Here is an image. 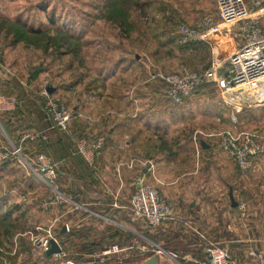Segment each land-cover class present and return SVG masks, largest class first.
<instances>
[{
  "label": "crops",
  "instance_id": "0c3cea01",
  "mask_svg": "<svg viewBox=\"0 0 264 264\" xmlns=\"http://www.w3.org/2000/svg\"><path fill=\"white\" fill-rule=\"evenodd\" d=\"M21 2L0 0V15L11 17L12 8ZM106 27L116 31L104 23V65L119 61L123 66L127 62V48L119 46L118 39L107 38ZM225 27L221 25L220 29L226 31ZM218 36L216 43L222 52L218 59L223 61L227 50L234 48L235 40L229 34ZM137 60L148 69L153 65L149 58L146 62L142 58ZM161 73L151 71L153 81H140L133 64L127 71L118 69L104 77L107 137L96 169L98 183L88 189L81 182L75 184L72 175L63 172L59 184L72 186L70 190L79 200L57 187L58 203L51 207L50 220L55 225H66L67 229L55 236L64 251L67 239L75 240V245L99 240L100 250L118 243L125 248L123 253L132 254L136 264H142L153 254L158 264H194L195 259L204 256L210 243L225 246L244 264H253L257 252L264 256V154L253 158L248 171L238 169L211 135L232 126L229 104L207 100L210 104L203 105L201 95L197 94L183 105L171 107L164 103L163 90L155 80ZM130 77L133 81L128 84ZM11 78L0 76L5 82ZM82 114L76 112L89 126L96 122L88 121ZM250 116L251 113L243 114L237 127L264 130L252 123L256 120L251 121ZM183 133H191L190 140ZM132 158L142 160L140 165H129ZM139 166H143L147 182L173 204L175 219L152 228L142 220H130L126 206L137 186ZM44 188L36 192H45ZM230 192L237 204L246 203L245 212H240L238 205H231ZM82 237L84 241L80 240ZM128 240L131 241L124 243ZM94 252L89 256L93 257ZM114 256L107 254L104 263H114Z\"/></svg>",
  "mask_w": 264,
  "mask_h": 264
},
{
  "label": "rangeland",
  "instance_id": "374dc122",
  "mask_svg": "<svg viewBox=\"0 0 264 264\" xmlns=\"http://www.w3.org/2000/svg\"><path fill=\"white\" fill-rule=\"evenodd\" d=\"M40 0H22L20 5H16L12 8L13 15L12 19H16L18 16H22L24 20L27 16H34V20H30L34 26L40 24L44 20V16H39L34 11V6ZM146 0H139L143 3ZM156 3L158 7H166L165 13L166 16H172V27L168 36L171 38V44L165 47L167 50L164 51V47L158 46L157 42L153 39L151 32L148 27L149 23L152 21L153 16V7L141 6L142 12L138 11L134 13L135 18V30L131 33L129 38H126L124 41L126 45H132V50L136 52L138 59L142 58V62H146L148 58L151 60L153 65L148 69L144 63V77L146 81H153L150 72L151 71H161V74H167L172 71L181 70V69H194L197 71H204L210 68L212 63V51L207 40L198 41L196 49L192 48L190 51L191 55L188 57L181 55V45L189 43H180V31L179 26L181 24H194L201 16L206 13L215 15V7L210 0H158ZM46 3V0H44ZM58 6L64 7V9L73 10V16L80 22L79 25H83V28L86 29V37L83 38V43L89 41L90 43H84V46L80 51V60H73L72 55H63L62 57H56L53 48L46 47L43 49L41 46L39 49L34 48L31 45L25 44V42L20 43L17 47L9 44L8 36L2 32L0 35V51L4 55V59L7 62V65H10V62H13L15 66L10 65V69L13 71V75L19 77V79L24 83L27 78L30 76L31 71L35 68H40V74L35 82L31 85V89L34 90L39 96L47 98V94L52 97L58 98L59 101L72 113L74 109L77 108L76 112L83 113L90 122H98L99 116L104 117V77L103 80L100 78L101 72L104 74V0H57ZM154 5V4H153ZM32 8L31 11H27ZM172 8L173 10L169 9ZM37 15V16H36ZM78 25V26H79ZM227 27V28H226ZM226 31L223 29L217 36H224L228 33H231V26H226ZM229 27V30H228ZM126 27H117L116 31L106 27L107 38L113 40L118 39L120 36L126 33ZM109 31V32H108ZM221 32L223 34H221ZM221 34V35H220ZM230 35V34H229ZM31 36V35H29ZM218 36V37H219ZM231 36V35H230ZM114 37V38H113ZM159 37V36H157ZM232 37V36H231ZM164 38V36H162ZM234 40L236 38L232 37ZM129 43V44H128ZM13 44V43H12ZM228 53L231 51L227 50ZM220 53L221 50H220ZM228 53H225L228 55ZM53 54V55H52ZM77 56V55H76ZM77 58V57H76ZM12 63V64H13ZM222 70H227V64L222 63L219 66ZM45 72H42V71ZM220 69H218L219 72ZM223 73V72H221ZM143 76V75H142ZM74 80H79L76 85L70 83ZM3 80H0V90L5 92V85L2 83ZM23 85V84H22ZM259 85H264V80L252 82L249 85L238 87L236 93L241 94V100L234 105L231 103L229 109L232 111L231 106L239 105L240 107L248 105L250 102H246V97L244 94L249 92H258ZM25 86V85H23ZM214 83L209 82L205 91L199 95V99L203 105L210 104L209 101L225 103L228 100L226 96L221 93L220 89L215 86ZM48 88H52V91L49 92ZM247 91H246V90ZM46 91V93H43ZM165 91V90H164ZM235 91V90H234ZM15 92V90H14ZM16 93V92H15ZM248 95V94H247ZM250 99L251 95H248ZM260 98V97H259ZM226 99V100H225ZM258 99V98H257ZM45 102H44V113L45 112ZM230 102V101H228ZM165 104L169 106L177 107L181 106L173 104L167 98L164 100ZM223 105L225 106V103ZM264 100H256L254 103H250V107L255 109L258 108V113L253 114L252 123L259 124V127H264ZM226 106V107H227ZM80 108V109H79ZM234 108V107H233ZM82 109H86L85 111ZM170 109V108H167ZM242 109V108H241ZM231 113V112H229ZM74 113H72L73 115ZM82 114V115H83ZM230 116V115H229ZM1 120V118H0ZM0 121V146L2 145H13L12 139L5 132ZM24 131H18V133L23 134ZM17 135V133H15ZM20 137V136H19ZM135 160L141 163L142 160L135 158L130 159ZM134 161V162H135ZM130 165V161H129ZM14 166H9L8 169L13 170ZM22 167V166H21ZM24 172L33 178V186L31 189L26 190V186L21 183L19 176L20 171H15V173H2L0 171V194L3 196H8L13 202H1L2 212L5 209L19 207L20 210L26 209L24 214L15 219V223H12L8 220H0V264H56V259L45 256L41 252L38 244H35L31 239V235L28 231H33L32 227L42 226L48 227L52 219L51 207L48 210H45L41 206V198L45 196H53V193L44 188L43 184L28 170L22 167ZM14 177V178H13ZM31 187V186H30ZM36 192V189L43 190ZM34 190V191H32ZM45 195V196H44ZM8 198V199H9ZM2 199V197H1ZM5 200V199H3ZM6 203V204H5ZM19 209L14 213L13 216L19 214ZM15 218V217H14ZM1 219V218H0ZM52 226V233L53 227ZM7 227V228H6ZM40 228V227H39ZM37 237L44 235L46 232L39 229ZM12 232V233H11ZM54 234V233H53ZM128 240L124 243L130 242ZM65 253L66 259H73L78 264H86L80 259L86 258L81 247V242L79 245H75L74 241L69 243L65 240ZM112 242H109L111 244ZM72 249V250H70ZM102 251V250H101ZM100 247L95 250L94 258L96 264H104V255H101ZM124 251L114 253V264H136L137 260H134L131 253H123ZM99 256V257H95ZM74 262V264H76ZM138 264V263H137Z\"/></svg>",
  "mask_w": 264,
  "mask_h": 264
},
{
  "label": "built area",
  "instance_id": "2783aa9c",
  "mask_svg": "<svg viewBox=\"0 0 264 264\" xmlns=\"http://www.w3.org/2000/svg\"><path fill=\"white\" fill-rule=\"evenodd\" d=\"M210 1L215 7L216 14L211 15L206 13L194 24H181L179 26V42L183 44L207 40L212 51L213 65L204 71L184 68L167 74H159L165 82L166 97L173 104H182L185 98L202 81H205L214 83L221 93L226 96V99L230 101H227V103L234 105L242 98L240 94L242 90L236 93L238 87L264 80V0ZM221 25L234 26L231 28L232 32L228 34L236 38L234 48L223 61L218 59L221 49L216 43L217 33L221 31L219 30ZM222 63L227 64V70H222L219 67ZM218 69H220L219 72ZM1 75L12 77L13 71L0 62ZM259 89L261 91L256 93L248 92L245 89L247 94L252 96L250 99L247 94H244L247 103H254L258 99L264 100V85H259ZM43 93H46V91ZM46 94L45 112L47 119L53 122V126H57L70 133L68 128L72 114L58 98L52 97L48 93ZM18 103L15 95L0 93V111L13 110L17 107ZM236 106H233L234 108L231 106L232 111L229 120L232 126L216 131L211 135L216 137L219 149L241 171L246 172L252 167L253 158L264 154V130L238 129L236 127V113L241 107L239 105ZM38 139H48L47 133L44 130H26L20 135L17 145L0 146V163L14 156L22 167L34 175L45 188H48L53 193V196L41 199L42 208L48 210L54 203H58L56 202V198L59 197V190H57L56 184L58 164L44 152L30 155L22 151L24 141H35ZM105 141L104 135H99L92 142H88L85 138L75 140L76 152L83 156L93 170L97 169ZM134 161L130 160V165ZM136 184L137 186L126 206L130 212V220L132 222L142 220L150 227H157L164 222L175 219L173 204L162 197L156 187L147 182L144 173L138 177ZM114 205L118 206L116 203ZM237 205L240 212H245V202H238ZM54 223V221H51L47 228L35 226V229L28 231V233L31 235L33 242L39 245L43 254L49 248L50 239H55L61 248L60 252L51 254L56 259V264H74L72 260L65 258V251L62 249L58 238L52 233ZM39 229L46 233L37 237L36 234L40 232ZM101 250V255H104L105 259L107 254L120 252L125 250V248L121 247L118 243H114ZM194 264L244 263L233 257L225 246L210 243L205 248V257L195 259ZM253 264H264L263 253H256V259Z\"/></svg>",
  "mask_w": 264,
  "mask_h": 264
},
{
  "label": "trees",
  "instance_id": "16d2710c",
  "mask_svg": "<svg viewBox=\"0 0 264 264\" xmlns=\"http://www.w3.org/2000/svg\"><path fill=\"white\" fill-rule=\"evenodd\" d=\"M158 0H146L143 3L139 2V0H104V23L109 24L112 28L116 29L117 27H126V33L122 36L116 34L119 37L118 45H122L124 48H127L124 52L127 56V62L122 66L119 64V61L112 62L110 64H105V74L101 72L100 78L103 80V77L108 76L110 73L116 72L118 69L120 71H127L129 66L136 64L137 70L139 72V77H137L140 81L144 80L143 78L145 75L144 73V66L137 60L136 52L132 50V45H126L124 41L126 38L131 36V33L136 29L135 28V18L134 13L138 11L142 12L141 6H151L153 7V16L152 21L149 23L148 27L151 32L153 39L157 42L158 46L164 47V51L166 52L167 46L171 44V38L168 36L170 33L171 25H172V16H166V7L161 6L158 7L156 3ZM154 4V5H153ZM173 10L172 8H169ZM215 9V8H214ZM32 8L28 9L27 11H31ZM34 11L37 15L44 16V20L41 21L40 24L34 26L30 20H34V16H27L24 20L22 16H17L16 19H12V16H3L0 15V35L3 32L5 36L10 37L9 44L17 47L20 43L25 42V44L31 45L36 49H39L40 46L45 49L46 47L53 48L56 57H62L63 55H72L73 60H80L83 61V57L80 58V51L85 41L83 43V38L86 37V29L83 28V25H79V21L73 16V10L64 9V7H60L57 4V0H40L34 6ZM36 15V16H37ZM140 15V14H139ZM79 25V26H78ZM114 31V30H113ZM31 35V36H29ZM159 36V37H157ZM164 36V38H162ZM13 43V44H12ZM129 44V43H128ZM126 45V46H125ZM196 45H198V41L191 42L189 44L181 45V51L183 54L181 55L188 57L192 48L196 49ZM167 53V52H166ZM77 55V56H76ZM77 57V58H76ZM0 62L10 68L11 66H15L13 62H10V65H7L6 60L4 59V55L0 51ZM13 63V64H12ZM118 65H121L118 68ZM40 68H35L31 71L30 76L27 78L26 82H22L19 77H15L14 75L12 78L5 82L3 81L5 87V92L0 90L1 94L5 95H15L18 99V105L15 109L10 111H0V118L1 124L7 133V135L12 139L15 145L19 142L20 133L18 131L24 130H44L47 135L48 139L42 140L38 139L35 141L26 140L23 142L22 151L25 154L35 155L38 152H44L48 154L57 164V187L58 189L66 195L72 196V198L76 201L79 198L76 197L75 194H72L70 188L72 186L65 187L64 185L59 184V180L63 178V172L67 174H71L75 184L81 182L82 184H86V188L91 189L93 188V184L98 183V175L96 170H93L85 161L83 156L76 152L75 149V140L80 138H85L88 142H92L96 137L99 135H104L106 139V133H104V117L102 120L95 122L92 126L80 119L76 116L77 108L72 111L74 113L72 115V119L69 122V131L70 133L60 129L57 126H53V122L47 119L44 113V102L45 98L39 96L34 90L31 89V85L35 82L38 78ZM194 70V69H191ZM42 72H45L44 70ZM143 75V76H142ZM135 78V81L137 80ZM129 79V80H128ZM128 84L132 82L131 77L128 78ZM159 86H161L163 93L161 94L162 97H166L165 94V82L164 80L159 77L155 79ZM79 80H74L70 83L76 85ZM125 81V82H126ZM25 86H23V85ZM209 82L202 81L191 93L188 97L185 98L184 102L181 104L183 105L189 98L194 95H199L203 93L207 88ZM15 90V92H14ZM229 108V107H228ZM80 109V108H79ZM229 112L230 109H228ZM258 108L251 109V108H242L241 111L236 113L237 123L236 127L239 126L243 118V114L251 113L250 119L252 121L253 116L252 113H256ZM71 113V114H72ZM230 115V113H229ZM252 117V118H251ZM232 124V123H231ZM238 128V127H237ZM240 128V127H239ZM238 128V129H239ZM17 133V135L15 134ZM188 140L191 138V133H183ZM54 136V138H51ZM105 144V143H104ZM104 149V146H103ZM140 162L135 161L134 164H139ZM235 164V163H234ZM140 165V164H139ZM236 165V164H235ZM9 166H14L12 169L15 171H20L19 176L21 179V183L26 186L27 189H31L33 186V178L27 175L24 170L22 169L21 165L16 161L14 156H11L7 160L0 163V171L2 173H15L13 170H9ZM238 168V166L236 165ZM143 166H139L138 168V175H141L143 172ZM239 169V168H238ZM10 174V173H9ZM14 178V177H13ZM73 183V181H72ZM89 183V185H88ZM31 186V187H30ZM33 189V188H32ZM135 190V188H134ZM133 190V191H134ZM90 191V190H88ZM133 193V192H132ZM2 197V199H1ZM8 196H3L0 194V220L5 221L8 220L12 223H15V219L21 217L24 210H20L19 207L16 206L15 208L5 209L2 212V205L4 203L1 202H13L8 199ZM5 199V200H3ZM5 203V204H6ZM19 209V214L17 216H13L14 213ZM15 217V218H14ZM55 225V224H54ZM146 225V224H145ZM63 224L56 225L53 227L54 235H58L62 229ZM72 226V225H70ZM148 228L150 226L146 225ZM7 228V227H6ZM152 228V227H150ZM35 229V226L32 227ZM12 233V232H11ZM80 239V238H79ZM84 241L83 237L80 239ZM69 243H72L71 240L67 239ZM75 241V240H73ZM102 242L93 240L89 241V243L82 242V252L86 255V258L80 259L79 261H83L86 264H96L95 258L91 255L98 247H101ZM73 246V243L72 245ZM47 257H51V254H44ZM94 256V255H93ZM205 257L202 256V258ZM67 258V257H66ZM71 260V259H70ZM73 260V259H72ZM76 263V261H74ZM78 264V263H76ZM105 264V263H104ZM114 264V263H111Z\"/></svg>",
  "mask_w": 264,
  "mask_h": 264
},
{
  "label": "water",
  "instance_id": "95a60500",
  "mask_svg": "<svg viewBox=\"0 0 264 264\" xmlns=\"http://www.w3.org/2000/svg\"><path fill=\"white\" fill-rule=\"evenodd\" d=\"M48 91L51 92L52 88H48ZM202 144V143H201ZM230 200H231V205L233 207L237 206V202L234 200L232 193L230 192ZM66 230V225L62 226L61 231ZM61 248L59 246V244L56 242L55 239L51 238L50 239V245L48 250L46 251L47 254H53L56 252H60ZM71 264V263H69ZM142 264H158V259L157 256L155 254L151 255L150 257H148L147 259H145Z\"/></svg>",
  "mask_w": 264,
  "mask_h": 264
}]
</instances>
